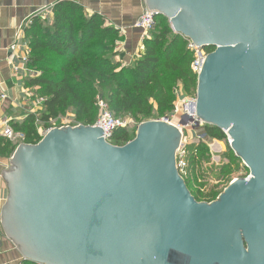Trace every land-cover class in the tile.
Wrapping results in <instances>:
<instances>
[{"label":"water","instance_id":"1","mask_svg":"<svg viewBox=\"0 0 264 264\" xmlns=\"http://www.w3.org/2000/svg\"><path fill=\"white\" fill-rule=\"evenodd\" d=\"M145 3L214 49L193 111L228 136L250 179L198 202L177 169V126L143 122L124 146L94 126L54 128L19 145L2 172V230L33 264H264V0Z\"/></svg>","mask_w":264,"mask_h":264},{"label":"trees","instance_id":"2","mask_svg":"<svg viewBox=\"0 0 264 264\" xmlns=\"http://www.w3.org/2000/svg\"><path fill=\"white\" fill-rule=\"evenodd\" d=\"M53 12L52 23L35 17L26 29L31 50L29 67L40 73L28 86L37 87L38 95L45 100L40 120L45 127L70 112L77 124L93 126L99 116L98 96L107 102L115 117H129L141 124L173 112L178 84L187 95H196L198 77L191 69L194 53L188 49L187 40L173 32L168 19L156 18L153 30L143 42L144 54L133 66L121 67L115 62V49L123 39L120 31L105 26L102 16H88L74 1L58 3ZM36 123L37 117L31 114L11 127L23 136L25 144L36 145L43 138ZM205 127L210 140L227 138L221 130ZM132 134L130 128L119 129L113 134L111 144L124 146L135 138L136 133ZM16 148L14 143L0 137V157L11 158ZM188 149L194 162L197 156L210 160L206 144L191 145ZM229 160L228 165L214 169L216 181L230 169L240 168L242 161L236 156ZM189 182L186 184L190 190ZM191 193L198 202L206 203L220 195ZM21 264L33 263L22 261Z\"/></svg>","mask_w":264,"mask_h":264},{"label":"crops","instance_id":"3","mask_svg":"<svg viewBox=\"0 0 264 264\" xmlns=\"http://www.w3.org/2000/svg\"><path fill=\"white\" fill-rule=\"evenodd\" d=\"M63 1L76 2L83 7L88 16L98 14L105 19L106 27H113L120 31L123 40L116 45L115 62L121 67L133 66L144 54L143 42L145 39L141 38V33L133 26L147 9L145 0H0L1 138H3L1 133L4 121H10V126L21 123L31 114H35L38 108V99L40 98L38 88L30 87L28 83L39 77L40 74L34 76L29 64L22 61L25 56H30L31 52L30 41L26 35V29L31 25L28 26L27 23L30 20L33 21L38 14L46 15L52 23L54 7ZM14 44H17L15 51L11 49ZM180 90L184 95H187L182 85L178 84L175 91L177 98L175 105L183 99V95L178 93ZM2 96L6 98L3 99ZM72 116H74L73 113ZM39 134L42 136L40 132ZM214 142L221 146L220 141ZM220 150L223 149L220 147ZM10 159L0 157V217L9 194L2 172L9 168ZM20 260V255L6 238L0 222V264H16Z\"/></svg>","mask_w":264,"mask_h":264},{"label":"built area","instance_id":"4","mask_svg":"<svg viewBox=\"0 0 264 264\" xmlns=\"http://www.w3.org/2000/svg\"><path fill=\"white\" fill-rule=\"evenodd\" d=\"M41 19H49L46 15L42 16L41 14L37 15V18ZM156 16L155 13L146 9L143 14L139 17V19L135 22L133 28L136 29L138 32L141 33V38L144 40L149 37L151 30H153L155 26ZM28 26L32 25V20L27 23ZM188 42V49L194 53V61L191 64V69L194 74L199 75L201 72L203 65L205 63L206 57L209 53L207 49H203L200 47L195 46L191 41L187 40ZM17 48V44L12 45V50L15 51ZM1 52V49H0ZM22 61L25 64L30 63V56H25ZM34 76L39 75L40 73L36 71H31ZM5 99V96H2ZM40 99V98H39ZM44 102V99H40ZM196 104V95L183 96V99L179 101L174 106V110L172 113L167 115L164 118L159 119L160 121L169 122L175 126H177L182 132V142L180 148L176 153V164L177 169L181 177L188 181L191 177L192 167L190 163V153H189V146L191 145H199L200 143L207 144L206 141L209 140L205 133V124L202 123L196 113L193 111ZM97 108L99 111V116L97 122L93 125L94 127L101 128L104 131V138L106 141L111 143V139L113 134L119 129H129L132 125H135V121L129 117L126 118H117L111 112L109 105L105 100H103L100 96L97 97ZM183 116H188L191 120L187 123L186 126H181V118ZM60 120V121H59ZM57 124L60 126L58 128L63 127H76L79 124L76 123L74 116L67 115L65 118H60ZM203 131H200L202 130ZM2 137L6 140L13 142L18 137L22 136L19 133H16L14 129L10 126V121L6 120L3 123V129L1 133ZM226 135V134H225ZM227 136V135H226ZM23 137V136H22ZM195 138L198 139V144L195 143ZM228 138V136H227ZM229 139V138H228ZM216 141V140H213ZM229 139V144H230ZM221 164L215 163L214 160L210 162H205L203 172L204 174L209 177L211 181H216L214 179V169ZM250 179V176L247 178ZM22 260L17 262L16 264H21Z\"/></svg>","mask_w":264,"mask_h":264},{"label":"rangeland","instance_id":"5","mask_svg":"<svg viewBox=\"0 0 264 264\" xmlns=\"http://www.w3.org/2000/svg\"><path fill=\"white\" fill-rule=\"evenodd\" d=\"M179 95H183L182 90H180ZM41 99V98H40ZM38 99V108L36 109V113L34 114L37 117V123L36 126L38 128V131L44 136L47 132L54 128L60 127L56 121H51L46 127L45 125L40 122L41 116H42V105L44 102L42 100ZM69 115H72V112L68 113ZM65 118V116L61 117ZM60 121V120H59ZM140 124L135 122V125H132L130 128L131 133H133L131 136H134V134L137 132V128ZM207 126V125H205ZM206 128V127H204ZM200 131H203L200 130ZM12 143L16 147H18L21 144H24L23 142V137L20 136L16 140H14ZM195 143L198 144V139L195 138ZM206 145L209 148L210 151V160H205V159H200L197 156L196 162H194L193 159H190L191 167H192V172H191V177L189 178V183H190V191H192L194 194L200 193L203 194L204 196H209L211 194H221L224 192V190L235 180L237 179H247L250 176V172L248 169H246L245 165L243 162L239 163L240 168L239 169H230L229 173L224 174V176L217 180V181H211L209 177H207L204 172V164L205 162H210L213 161L215 163L219 164H229L230 160L229 157L235 156L233 151L230 148L229 144V139L226 138L223 141H220V145L218 146L216 142L213 140H208L206 141ZM220 147L223 150H220ZM17 149V148H16ZM222 162V163H221Z\"/></svg>","mask_w":264,"mask_h":264}]
</instances>
